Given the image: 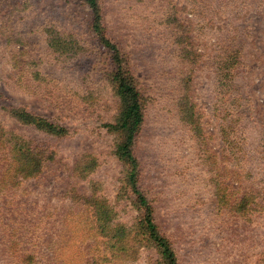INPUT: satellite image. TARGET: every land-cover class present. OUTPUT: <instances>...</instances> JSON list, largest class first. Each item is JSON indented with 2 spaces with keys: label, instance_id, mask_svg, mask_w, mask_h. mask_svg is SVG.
<instances>
[{
  "label": "rangeland",
  "instance_id": "obj_1",
  "mask_svg": "<svg viewBox=\"0 0 264 264\" xmlns=\"http://www.w3.org/2000/svg\"><path fill=\"white\" fill-rule=\"evenodd\" d=\"M99 4L101 36L141 97L137 187L178 264H264V0ZM93 17L84 0H0V134L52 154L38 174L15 177L0 138V264H21L29 240L43 264H94L106 237L92 195L129 231L112 264H161L116 154L115 66ZM52 35L68 47H49ZM15 106L60 134L20 122ZM87 155L95 165L82 174Z\"/></svg>",
  "mask_w": 264,
  "mask_h": 264
},
{
  "label": "trees",
  "instance_id": "obj_2",
  "mask_svg": "<svg viewBox=\"0 0 264 264\" xmlns=\"http://www.w3.org/2000/svg\"><path fill=\"white\" fill-rule=\"evenodd\" d=\"M84 1L90 6L94 13L92 29L101 36L102 13L99 0ZM101 41L103 45L112 52V62L115 66L113 80L116 82V92L120 98L118 121L116 124H111V127L118 128L122 133L121 141L117 145L116 154L127 166V182L129 185L134 186L137 201L140 205L139 207L143 209V214L140 219L141 227L144 233L148 235L149 239L157 246L160 253V263L178 264L174 248L169 240L158 230L151 205L146 195L137 187L138 162L134 153L133 142L143 122V109L136 80L134 76L128 72V68L124 64L125 62L120 55L117 44L104 36H101ZM48 46L52 48L56 47L54 48L56 50L63 49L58 47H68L66 42L61 41L55 35L48 37ZM13 109L15 110V117H17L20 122L24 124L36 123V125L46 131L47 134H60V129L49 120L45 118L36 119V117L32 116L21 106H15ZM22 136L16 133L11 135L7 134L6 136L5 133L0 134L5 149L9 147L12 164H10L8 168L13 169L12 171L15 177H29L38 174L44 166V161L48 158H52V154H44L42 150L33 145V140H28ZM85 157L87 160L84 159L78 166L82 174L89 172L95 165L94 158L90 157V155ZM90 198L93 200L96 216V225L94 229L106 237V250L98 259H94L93 263H116L113 257H117L119 253L125 249L127 245L125 239L128 238L127 235L129 231L126 226L113 222V210L104 199L95 197V195H92ZM19 234L20 232L17 233L15 230L11 234L14 236L12 237V240L14 238V242L17 241L18 243L17 236ZM37 246L38 244L36 241L29 240L26 246L19 249L23 252V255L17 262L21 264H43L42 261L37 259V253L39 251ZM108 253L110 256H108Z\"/></svg>",
  "mask_w": 264,
  "mask_h": 264
}]
</instances>
